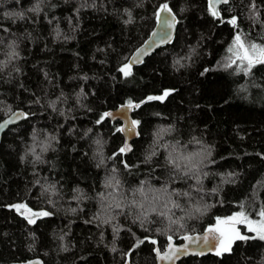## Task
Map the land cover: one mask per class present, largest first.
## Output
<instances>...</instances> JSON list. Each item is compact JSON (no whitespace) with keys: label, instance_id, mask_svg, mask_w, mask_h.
<instances>
[{"label":"trees","instance_id":"obj_1","mask_svg":"<svg viewBox=\"0 0 264 264\" xmlns=\"http://www.w3.org/2000/svg\"><path fill=\"white\" fill-rule=\"evenodd\" d=\"M165 3L173 41L125 77ZM218 11L209 0H0V121L26 113L0 142V264H155L150 239L163 250L218 218H260L264 63L249 68L234 38L264 46V0ZM129 100L139 136L121 153L120 122L97 121ZM18 204L50 215L29 223ZM246 227L229 252L178 264H264Z\"/></svg>","mask_w":264,"mask_h":264},{"label":"water","instance_id":"obj_2","mask_svg":"<svg viewBox=\"0 0 264 264\" xmlns=\"http://www.w3.org/2000/svg\"><path fill=\"white\" fill-rule=\"evenodd\" d=\"M221 4L222 3H219L216 5L217 10L219 9ZM161 15L168 16L169 19H171L174 16L175 17L174 26L171 29L162 30L160 23L157 21V18H156L155 26L153 27L148 37L131 53V55L128 58L127 63L132 62L131 68L141 65L145 61V59L149 57L150 55H152L156 50L170 44L173 41L175 37L176 29H177V23H178L177 16L172 11V9H171V15H169L168 13H162ZM165 31L170 33L168 42H161V37L164 35ZM153 33H156L157 35L154 36ZM126 105L127 104L119 105L117 108L107 110L106 112L113 113V116L109 118L110 121L112 122L119 121L120 122L119 128L120 127L125 128V131L120 132L123 137L122 147L127 145L128 150H126L124 153H129L132 149V141L138 138L139 132H138L137 127L133 130H129L131 129V120H133L132 118L133 109L129 110L126 107ZM25 116H26V113L23 110L17 109L11 112L8 116H6L0 121V142H1L4 132L10 126L20 123L25 118ZM5 121H9V123L5 124L4 123ZM25 214L27 216L31 215L30 213L26 211H25ZM223 220H226V219H223ZM215 226H217V221L207 225L201 232L185 234V235L193 237L194 242L192 243H189L188 241H185L183 239L185 235H182L181 237H179V240H180L179 242H176V240L173 238L172 240L173 246L180 248L181 250L178 253H176V255L173 256L171 259L162 260L157 255V250L159 251L161 256L164 255V253L168 251V239H167V244L163 250H161L158 247L157 243L154 244L153 252L155 255V264H178L182 259L187 258L189 256H199V257L205 256V255L220 256L222 254L229 252L232 245L238 239H233L231 241L230 249L226 252H221L220 255H217L216 252H217V249L220 247L221 239H226V237H221L220 233H213L209 235V242L204 243L203 238L206 234V230L209 228L215 227ZM220 227L224 229L235 227V229L241 235L239 224L232 225L231 223H229V224L220 225ZM213 236H215L216 238L213 239L212 238ZM151 240H154V239H150V241ZM185 245H187V251H184ZM21 264H45V263L41 258L35 257L32 259L26 260L22 262ZM124 264H131L128 258L125 260Z\"/></svg>","mask_w":264,"mask_h":264},{"label":"snow or ice","instance_id":"obj_3","mask_svg":"<svg viewBox=\"0 0 264 264\" xmlns=\"http://www.w3.org/2000/svg\"><path fill=\"white\" fill-rule=\"evenodd\" d=\"M222 3V4H228L229 0H209V11L210 14L214 17H219L220 13L216 8V5ZM255 5H253L254 7ZM36 11H39V7L37 6V8L35 9ZM162 13H168L169 15H171V9L169 8L168 4H162L160 6V8L158 9L157 13H156V18L157 21L160 23L161 29H171L174 26L175 23V17L173 16L171 19L168 18V16H162ZM22 15V14H19ZM129 22H131L129 20ZM228 23L232 24L233 26L236 25V17H232ZM153 35H157L156 33H153ZM170 33H168L167 31L164 32V35L161 37V42H168ZM151 46V45H150ZM234 47H236L239 51H241L243 53L242 56H240L239 58L241 60H247L248 61V67L250 68L253 63H264V46L261 45H257L255 43L251 44L250 46H245L244 42L241 39L240 34H237L234 38ZM232 48H229V51H232ZM143 51V50H141ZM131 64L132 62H129L125 65H123L119 71L123 73V75L125 77L130 76L131 73ZM230 66V65H229ZM169 93L167 91H165V93L162 96H158V97H152L149 96L147 97V100H154V99H159V100H163L165 96H167ZM126 107L131 110L133 108H139L140 107V103H136L134 104L133 101L129 100L127 102ZM113 116V113L111 112H104L98 119L97 123H102L104 120L109 119ZM5 124L9 123V121H5ZM139 125V121L137 120H131V129L129 130H133L135 129L137 126ZM118 132H123L125 131V128L120 127L116 129ZM46 150V149H45ZM126 150H128V146L125 145L124 147H122L120 149V152L123 153ZM37 160H39V156H37L36 158ZM174 166H178L175 165V161H173ZM195 169V166L193 165L192 167L189 168V172L193 171ZM119 183V181H117V184ZM143 190L141 189V192ZM17 211H20V209H24L26 212L30 213V216H26L25 218L28 219L29 223H35V219L33 217H46L48 215H50L49 212L47 211H40V212H33L31 209L27 208L26 205L23 204H18L14 206ZM117 208L120 207L119 204L116 205ZM197 211H199V209H197ZM22 215L24 213H21ZM163 215V214H162ZM259 216L261 217L260 222H254V221H250L248 219V217L245 215V213L243 211L237 213L236 215L227 218L226 220H220L219 218L217 219V226L209 228L206 230V234L203 238L204 243H208L209 242V235L213 234V233H220L221 237H226V239H221L220 241V247L217 249L216 254L220 255L221 252H226L230 249V245H231V241L233 239H249L250 237H246V236H242L240 235V233L235 229V227H230L228 229H224L222 227H220V225L223 224H229L231 223L232 225L235 224H239V223H247L249 226V230L250 231H256L259 238L261 240H264V209H262L259 212ZM255 225V227L253 226ZM213 239H215L216 237L213 236ZM168 239V251L164 253V255H160L159 251L157 250V255L160 259H171L173 256L176 255V253H178L181 249L174 247L172 240L173 237L171 235H169L167 237ZM183 239L185 241H188L189 243L194 242L193 237L185 235L183 237ZM151 243L156 244L157 241L156 240H151ZM184 251H187V245L184 246Z\"/></svg>","mask_w":264,"mask_h":264},{"label":"rangeland","instance_id":"obj_4","mask_svg":"<svg viewBox=\"0 0 264 264\" xmlns=\"http://www.w3.org/2000/svg\"><path fill=\"white\" fill-rule=\"evenodd\" d=\"M241 55H243V53H241ZM247 61V60H246ZM248 62V61H247ZM260 220H261V217L257 220V221H255V222H260ZM254 227H255V225H253ZM249 229V226H248V224H247V227H246V230H248ZM254 232H256V231H254ZM257 233V232H256ZM255 233V234H256ZM258 235V234H257Z\"/></svg>","mask_w":264,"mask_h":264}]
</instances>
